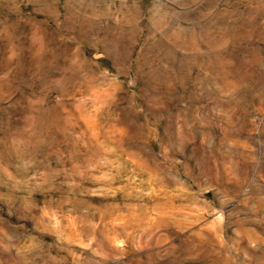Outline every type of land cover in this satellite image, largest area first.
<instances>
[{"label":"rangeland","instance_id":"obj_1","mask_svg":"<svg viewBox=\"0 0 264 264\" xmlns=\"http://www.w3.org/2000/svg\"><path fill=\"white\" fill-rule=\"evenodd\" d=\"M0 264H264V0H0Z\"/></svg>","mask_w":264,"mask_h":264}]
</instances>
